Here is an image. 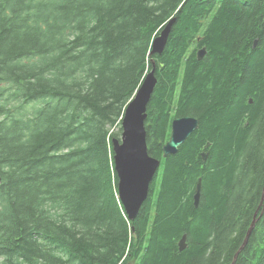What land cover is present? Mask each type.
<instances>
[{
  "label": "trees",
  "instance_id": "obj_1",
  "mask_svg": "<svg viewBox=\"0 0 264 264\" xmlns=\"http://www.w3.org/2000/svg\"><path fill=\"white\" fill-rule=\"evenodd\" d=\"M156 58L162 175L130 220L112 138ZM183 116L199 127L163 157ZM263 193L264 0H0V264H230L257 209L234 264H264Z\"/></svg>",
  "mask_w": 264,
  "mask_h": 264
},
{
  "label": "water",
  "instance_id": "obj_2",
  "mask_svg": "<svg viewBox=\"0 0 264 264\" xmlns=\"http://www.w3.org/2000/svg\"><path fill=\"white\" fill-rule=\"evenodd\" d=\"M175 18H170L153 38L149 55L161 54L168 42L172 24ZM256 41L254 42V45ZM206 48L196 51L197 59L204 57ZM157 83L155 62L151 60V69L145 75L140 87L127 103L121 120V134L119 138H112L113 160L118 178V196L125 212L130 220L135 219L143 203L147 200L153 179L158 171L161 160L151 156L147 146L146 119L147 107L154 93ZM252 102V100H250ZM199 127V120L192 116L176 117L171 122V134L169 140L163 145V157L177 153L184 141ZM207 145L204 146V148ZM206 160L208 153H201ZM201 196V178L195 185L193 204L198 206ZM264 209V193L258 208ZM258 209L254 213L252 222L248 228L244 241L235 253L230 264H234L238 254L245 247L249 236L258 219ZM178 250L183 251L187 247L186 234L177 242Z\"/></svg>",
  "mask_w": 264,
  "mask_h": 264
},
{
  "label": "flooded vegetation",
  "instance_id": "obj_3",
  "mask_svg": "<svg viewBox=\"0 0 264 264\" xmlns=\"http://www.w3.org/2000/svg\"><path fill=\"white\" fill-rule=\"evenodd\" d=\"M164 51H165V49H164ZM164 51H163L161 54H156V55H158V56H159V55H162V56H163V55H165V52H164ZM159 57H161V56H159ZM154 58H155V57H154ZM154 61H155V63L158 62V63L162 66V63L160 62V60L157 61V58H156ZM182 63H183V64L179 67V72H180V73H179V76H178V78H177V80H176L177 82H179V81L181 80V75H182V73H183V71H184L185 65L187 64L186 61H185V59L182 61ZM156 68H157V67H156ZM156 76H157V81H158L157 83H159V80L162 81V74L160 73V69H159V68H157V74H156ZM170 133H171V130H170ZM204 149H206V147H205ZM206 152L208 153V151H202L201 153H206ZM200 156H201V154H200ZM201 158H202V157H201ZM207 158H208V157H207ZM206 160H207V159H206ZM203 161H204V160H203Z\"/></svg>",
  "mask_w": 264,
  "mask_h": 264
},
{
  "label": "rangeland",
  "instance_id": "obj_4",
  "mask_svg": "<svg viewBox=\"0 0 264 264\" xmlns=\"http://www.w3.org/2000/svg\"><path fill=\"white\" fill-rule=\"evenodd\" d=\"M118 133H120V130H119V128L117 127L116 129H115ZM121 134V133H120ZM120 134H119V136H120ZM156 175H159V178L161 177V175H162V171L161 172H159L158 173V171H157V173H156ZM159 178H158V180H159Z\"/></svg>",
  "mask_w": 264,
  "mask_h": 264
},
{
  "label": "bare ground",
  "instance_id": "obj_5",
  "mask_svg": "<svg viewBox=\"0 0 264 264\" xmlns=\"http://www.w3.org/2000/svg\"><path fill=\"white\" fill-rule=\"evenodd\" d=\"M146 126V125H145Z\"/></svg>",
  "mask_w": 264,
  "mask_h": 264
}]
</instances>
